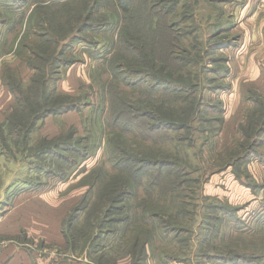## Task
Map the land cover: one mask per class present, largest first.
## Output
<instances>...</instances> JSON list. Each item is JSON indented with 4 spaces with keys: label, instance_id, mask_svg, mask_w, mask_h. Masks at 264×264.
<instances>
[{
    "label": "rangeland",
    "instance_id": "1",
    "mask_svg": "<svg viewBox=\"0 0 264 264\" xmlns=\"http://www.w3.org/2000/svg\"><path fill=\"white\" fill-rule=\"evenodd\" d=\"M95 1L59 3L55 87L81 109L39 119L28 142L8 122L0 128V178L13 182L9 206L18 192L35 191L17 200L21 226L35 234L0 235V244L14 241L56 263L233 264L242 256L235 264H264V0H98L79 25L82 9ZM10 15L0 28V126L14 105L6 64L16 74L11 83L30 95L27 43L41 42L29 30L17 58L14 39L25 22ZM221 43L229 45L216 49ZM68 59L75 62L68 66ZM123 62L135 71L118 68ZM142 70L170 81L151 92L135 73ZM136 113L134 133L109 119L129 124ZM24 116L31 117L27 107ZM53 142L60 154V144H71L75 150L64 154L78 163L37 153ZM129 154L167 163L156 164V175V167ZM125 157L145 166L142 186L134 180V195L120 197L106 216L116 191L134 179L117 170ZM56 171L69 176L61 180Z\"/></svg>",
    "mask_w": 264,
    "mask_h": 264
},
{
    "label": "trees",
    "instance_id": "2",
    "mask_svg": "<svg viewBox=\"0 0 264 264\" xmlns=\"http://www.w3.org/2000/svg\"><path fill=\"white\" fill-rule=\"evenodd\" d=\"M67 1L68 0H38L30 4L29 0H0V28L1 26H6V24L12 20V17L10 14L13 12L15 14L16 13L20 14V18L22 16V21L25 22L24 29L22 30V32L17 30L16 31L17 37L14 39V45L16 46V51L18 52L17 54L19 55L17 58H20V49L26 47L25 39L27 38L29 30H31V33L34 37L38 36L41 41L38 44H35L33 41H30L29 43H27V46L31 50V56L28 58L27 64H28L29 71L34 73L32 78H30V83L28 84L30 95L29 94L23 95V90H21L22 88L21 82L18 85H14L11 83L14 81L13 75L15 74L12 64H6L7 67L5 68V72L3 75V81L5 84V87L11 94L14 95V101L12 102L14 103V105L11 107L12 109L11 113L8 115L6 120L2 123L0 128H3V126H5V123L8 122L9 126L12 127V132L14 131L16 133V130H20L24 132L23 136L27 142L29 140V133H31L32 129H34L39 119L47 117L52 114L55 115V114L63 113L71 109H78V110L81 109L80 104H78V99L75 96L65 94V93H59L57 90V87H55V83L59 80L57 78L59 77L58 75L59 74V3L60 2L65 3ZM127 1L128 0H125V3H127ZM97 2L98 0L95 1L94 6L88 9H87L88 5H86L82 9L83 10L82 15L86 19L83 22H81L79 25L87 24L88 20L92 18V16L94 15L97 9V7H95ZM174 3L177 4L178 2L174 1ZM29 5L31 9L29 8L30 10L28 9V12H27L25 10L27 6ZM53 6H55V10H52ZM36 17L38 18V23L34 25L33 21ZM13 25L14 26H10L11 28H13L10 30H14V27L16 25L15 24ZM79 30L80 28H78V31ZM76 37L77 36H75L74 34L72 36L73 40L77 41ZM222 44L224 43L219 44L221 46H216V49L223 48L225 46L227 47L229 45V44L227 45L226 44L222 45ZM64 45L67 46L68 45L67 42ZM36 46H40V47L36 48ZM61 53L62 52H60V54ZM29 61L31 62L29 63ZM107 61H109V59H107ZM107 61L105 60L106 64L108 63ZM32 62H36V64ZM74 62L75 60L68 59L67 61L65 60L64 63L69 66L73 64ZM118 68L124 69L127 72L135 71V70H130L129 65L124 64V62L121 64V66H118ZM124 70H121V71H124ZM135 73L140 74L143 81H146V82L149 81L148 83H146V88L150 89L151 92L153 89L157 87L159 88L160 84H162L163 82L170 81V80L167 81L159 77L158 74L155 72L142 70V71H136ZM131 82H132L131 80H128L125 83H131ZM51 83H54V84L52 85ZM131 84H135V83H131ZM180 89H182V87H180ZM21 98H23V101L28 102V104L25 105L23 104V102L21 103ZM26 107L30 110L31 117L28 118L30 122H28V120H26L24 116V110L26 109ZM142 113H143L142 117L152 118L153 121L156 122L157 119L155 118V116H152L154 115L153 112L143 111ZM133 116H134V122L132 123L130 120L129 124L125 122L122 116H111V117L109 116L110 118L109 117L108 118L111 119V123L116 127L118 126L119 129L125 130V132L134 133L135 132L134 130L135 129L137 130L134 123L136 119H138V115L136 113ZM155 122L150 125V128H149L150 131L157 129ZM263 131L264 130L261 129L260 133ZM47 140L50 141L52 139L50 140L47 139ZM60 145H63L61 150H63L64 152L75 150V148L70 147L71 144L69 143L60 144ZM256 145H257V142L255 140L249 149L254 150ZM51 146H54V147H51ZM51 146L48 148L45 147L44 150L40 149L37 153L38 154L43 153V152L54 153L55 156L57 155V159L59 158V160H66L71 166L76 165L78 163L77 160L70 158L67 154H64V152L60 154V151H59L60 146L58 142L52 144ZM86 154L87 153H83L82 156ZM129 157L131 158L135 157L141 163L147 162L145 163L146 166L148 163L151 164L149 166H154V167L157 166L156 165L157 163L159 166L166 165L167 163L164 161H159L156 163L148 162L147 160H145V158H142L143 159L142 160L139 157L137 158V156H134L132 154H129ZM247 157H249L248 152H247ZM137 160H131L130 158L125 157V158H122V161H124L125 164H123L122 166L120 165L119 169H117V167L114 166L116 167L117 170L128 173L134 179L132 183L130 182V184L126 180V185L121 186L116 191L115 194L118 195V197L112 198L111 199L112 201L108 204L109 207L108 206L105 207L106 216L108 214L107 212H109L110 209H113L117 203H120L121 201L120 197L134 195V190L130 189V186H133V184L135 186L134 180L136 181L137 186H142L143 179L141 180V178L143 174L140 173L141 171L139 172V168L140 167L142 168L145 166L144 165L139 166L138 162H136ZM61 162L62 161H59V165ZM157 167H156V175L160 174L162 171V169L158 171L159 167L158 168ZM54 175L58 176V178L60 177L61 180H66L69 176V175H66L64 171L63 172L56 171ZM135 176H138V177L135 178ZM152 217L155 218L154 215H152ZM98 230L100 231V229ZM142 247H143V253L146 254L145 245ZM30 256L32 258L33 264H36V259H37L36 256L35 255L33 256L30 255ZM242 259H243L242 256H234L233 258H231V262L235 264L237 263V260H242ZM248 261L251 262L252 264H257V262L253 263L252 258L249 259ZM100 263H102V261ZM93 264H97V263H93Z\"/></svg>",
    "mask_w": 264,
    "mask_h": 264
},
{
    "label": "crops",
    "instance_id": "3",
    "mask_svg": "<svg viewBox=\"0 0 264 264\" xmlns=\"http://www.w3.org/2000/svg\"><path fill=\"white\" fill-rule=\"evenodd\" d=\"M263 30V29H262ZM261 35V33H260ZM11 179H3L0 178V206L1 204L5 203V199L7 201V204L4 205L3 212L1 211L0 213V235H15L19 234L21 230H26L29 234H35L32 230L29 228H25L24 226H21L20 224V214L17 212L18 211V202L17 200L23 197L25 200H29V197H34L35 194L34 192H18L13 200L11 205L9 206L8 199L10 197L9 195L11 194L8 193L12 184ZM26 225L29 226L30 223L26 221ZM36 231V230H34ZM25 232V233H26ZM3 242V241H1ZM17 244V243H16ZM14 241L11 243H6V244H0V264H33L32 258L27 250L25 248H22L21 246L16 245ZM35 253V252H34ZM36 256V264H79V263H74L73 261L71 262H66V261H53V257L51 256H46V255H41L39 253L34 254ZM80 264H89V263H80ZM92 264V263H91ZM175 264V263H171Z\"/></svg>",
    "mask_w": 264,
    "mask_h": 264
}]
</instances>
